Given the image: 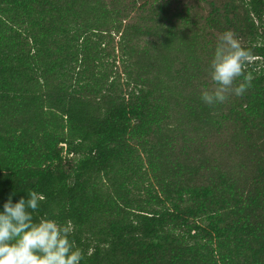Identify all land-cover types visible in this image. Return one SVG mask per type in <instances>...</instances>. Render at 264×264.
I'll use <instances>...</instances> for the list:
<instances>
[{"label":"trees","instance_id":"16d2710c","mask_svg":"<svg viewBox=\"0 0 264 264\" xmlns=\"http://www.w3.org/2000/svg\"><path fill=\"white\" fill-rule=\"evenodd\" d=\"M228 29L264 0H0V209L41 194L81 264H264V46L200 98Z\"/></svg>","mask_w":264,"mask_h":264},{"label":"clouds","instance_id":"9594fccd","mask_svg":"<svg viewBox=\"0 0 264 264\" xmlns=\"http://www.w3.org/2000/svg\"><path fill=\"white\" fill-rule=\"evenodd\" d=\"M262 46L264 40L246 47L234 31L221 32L208 63L211 87L201 89V100L215 106L231 95L243 96L253 79L246 72L253 59L252 48ZM43 199L30 191L26 199L20 197L13 202L9 195L4 202L0 209V264H81L83 253L70 239V222L61 224L47 216L34 218Z\"/></svg>","mask_w":264,"mask_h":264}]
</instances>
